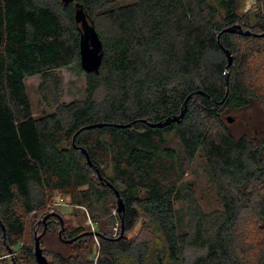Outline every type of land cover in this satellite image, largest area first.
<instances>
[{"label": "trees", "instance_id": "trees-1", "mask_svg": "<svg viewBox=\"0 0 264 264\" xmlns=\"http://www.w3.org/2000/svg\"><path fill=\"white\" fill-rule=\"evenodd\" d=\"M120 1L0 0V255L36 264L27 229L46 226L41 239L54 235L63 248L42 250L48 264H264V135L235 136L223 119L260 101L250 70L264 37L219 34L249 30L239 0ZM81 16L101 44L94 71L80 64ZM255 21L264 32V17ZM70 66L84 76L85 97L64 103L58 71ZM33 76L51 109L37 117L24 84ZM190 95L180 122L141 123L174 118ZM91 125L103 127L80 132ZM197 157L218 204L212 211L184 182ZM56 199L86 209L93 231L64 224L59 239Z\"/></svg>", "mask_w": 264, "mask_h": 264}, {"label": "rangeland", "instance_id": "rangeland-1", "mask_svg": "<svg viewBox=\"0 0 264 264\" xmlns=\"http://www.w3.org/2000/svg\"><path fill=\"white\" fill-rule=\"evenodd\" d=\"M132 0H121L120 3H129ZM237 13L240 15L241 23L244 25L245 20L248 19V27L249 30L255 35L263 34L258 27H256L257 17H264V0H239V4L237 7ZM263 38V37H260ZM255 59L252 61L250 74L253 77V84L256 85V93L260 96L258 99L260 101H255V99H250L248 107L235 112H224L223 119L225 120L227 117L231 118L233 121L231 123H227L228 129L235 136H241L243 134L247 135L252 140H259L261 136L264 135V56L258 57L255 56ZM239 59V58H238ZM58 74L62 79V98L61 101L64 103H69L73 100H81L85 97L84 93V76L75 66H70L68 68H64L58 71ZM229 76V75H228ZM40 78L37 76H33L27 78L24 81L27 96L30 100L33 115L41 116L44 113H50L51 109L45 106L39 97L37 87L39 85ZM184 182L191 183L193 186V192L196 200L199 202L201 208L204 211H212L218 208V204L216 202L214 190L211 184L208 181V178L204 172V163L203 161L197 157L196 160L191 164L188 169L187 174L184 177ZM54 200L53 202V210L54 212L60 216L63 224L68 226L69 228H77L83 227L85 230L92 231V227H94V223L91 221L86 209L82 207H73L67 203H63L60 201L59 203ZM175 208L177 210V218L179 224V230H184V206L179 203L175 204ZM116 209V206H115ZM51 213V212H50ZM111 215H116L113 210ZM41 214L37 215V219L41 218ZM42 220V219H41ZM44 221V220H43ZM139 225L135 227L132 232V235L138 231ZM117 224L114 225L112 230V236L117 235ZM40 233L38 231L32 232V229H27V235L25 241L32 238L31 247L34 244L33 238L35 236H39ZM95 244H97V240L94 238ZM58 241L56 236L54 235H45L41 239L40 248L41 250L49 252H54L55 249L62 250L61 246H58ZM33 248V247H32ZM96 250V248H95ZM45 253L48 258V254ZM18 256L17 253H13L11 250L7 252H3L0 255V264H11V259Z\"/></svg>", "mask_w": 264, "mask_h": 264}, {"label": "water", "instance_id": "water-1", "mask_svg": "<svg viewBox=\"0 0 264 264\" xmlns=\"http://www.w3.org/2000/svg\"><path fill=\"white\" fill-rule=\"evenodd\" d=\"M77 21L79 23H81L82 28H83V35H82L81 42H80V52H79L80 53V64H81V67L85 71H94V70H96V68L99 65V52H100V49H101V44H100L99 39H98L96 33L94 32V30L91 27L87 26V23H86V21H85L83 16L79 17V19H77ZM222 33H230V34H235V35H239L240 34V35H244V36L253 35L251 33V31H245L244 32L242 30V27L239 26V25H235V26H231L229 28H226L219 34H222ZM254 36H256V37H264V33L260 34V35H254ZM222 50H223V53H224L226 61H227V68H230L231 65H232V62H233L232 61L233 57H232V55L230 54L229 51L224 50V49H222ZM223 75H225V81L227 83V81H228V72L226 71L225 74H223ZM200 93H201V91L197 92V94H200ZM191 97H192V95L188 96L185 99L184 104H183V109L181 110L180 114L175 116L174 118L173 117L172 118H168L165 121L160 122V123H148L146 121H141V123L146 124L150 128H157V129L161 130L162 128L167 127V126H169L172 123L180 122L183 119L184 115H185L187 103H188V101H189V99ZM226 121L228 123H231L233 120L231 118L227 117ZM129 126L130 125L118 126V127L119 128H127ZM102 127H103L102 125H91V126H87V127L83 128V129H81L80 132L84 131V130H92V129H95V128H102ZM79 151L82 154H84V156H85V158L87 160V164L89 166H91V162H90L89 157L86 154L85 150L79 149ZM96 173H97L96 176H98L99 181L103 182L104 179L101 177V175L99 174V171L97 169H96ZM104 182L109 187V189L113 188L107 181H104ZM114 195H115L116 200H117V210H116V212L118 214H120L121 212L123 213L124 205H123L122 199L120 198V196H119L117 191H114ZM53 215L56 216L59 219L60 231L58 232V238L61 239V233L64 230V224H63V221L61 220L60 216H58L57 214H53ZM46 218H47V216L45 218H43V219L46 220ZM45 230H46V226H44V230H43V232H41V234L39 236H35L34 237V245L32 247H33V256H34L36 264H48L47 260H45L46 258L44 257V255L42 253V250L40 248L41 247L40 246V240H41V237L44 235ZM86 235H90V236L95 235V236H97V233L89 232ZM122 235H123V231L120 234V238L122 237ZM76 239L77 238H73V239H70V240H67V241H63V242L69 245V244L73 243Z\"/></svg>", "mask_w": 264, "mask_h": 264}, {"label": "built area", "instance_id": "built-area-1", "mask_svg": "<svg viewBox=\"0 0 264 264\" xmlns=\"http://www.w3.org/2000/svg\"><path fill=\"white\" fill-rule=\"evenodd\" d=\"M92 229V231H93V227L91 228ZM116 235H114L113 237H115Z\"/></svg>", "mask_w": 264, "mask_h": 264}]
</instances>
